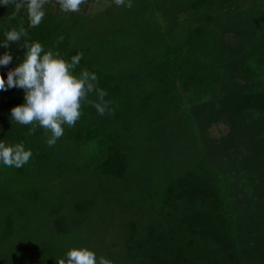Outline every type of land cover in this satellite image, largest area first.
<instances>
[{
	"label": "trees",
	"instance_id": "1",
	"mask_svg": "<svg viewBox=\"0 0 264 264\" xmlns=\"http://www.w3.org/2000/svg\"><path fill=\"white\" fill-rule=\"evenodd\" d=\"M97 1L108 5L88 17L48 0L36 27L0 4V41L26 29L0 47L13 55L5 81L39 41L83 53L75 73L95 72L108 102L100 115L89 93L50 147V132L10 119L24 90L0 91V140L33 153L0 166V264L82 247L98 264H264V0Z\"/></svg>",
	"mask_w": 264,
	"mask_h": 264
},
{
	"label": "clouds",
	"instance_id": "2",
	"mask_svg": "<svg viewBox=\"0 0 264 264\" xmlns=\"http://www.w3.org/2000/svg\"><path fill=\"white\" fill-rule=\"evenodd\" d=\"M8 0H0L6 5ZM48 0H15L16 10L26 7L31 27L38 26L45 16L44 5ZM88 0H57L62 11L77 12L82 4ZM117 4L132 6V0H116ZM5 41H0V47L8 49L11 42H18L26 35V29H11L5 34ZM26 51L22 61L0 75V91L11 88L24 90V102L11 109L10 119L22 125H32L29 134L42 127L51 135L47 139L48 146L55 145L64 133V125L75 126L81 116L82 101H86L88 94L95 92L103 103H94L100 115H104L107 103L104 97L107 92L98 87V76L95 72L82 69L77 75L76 67L83 58V53H77L70 60H65L59 52L51 49L45 51L39 41L25 43ZM13 63L10 51L0 55V67ZM33 153L26 149L23 143L6 144L0 140V166L22 168ZM66 257V258H65ZM57 264H98L96 253L82 248L70 249ZM100 264H111L106 258H101Z\"/></svg>",
	"mask_w": 264,
	"mask_h": 264
},
{
	"label": "rangeland",
	"instance_id": "3",
	"mask_svg": "<svg viewBox=\"0 0 264 264\" xmlns=\"http://www.w3.org/2000/svg\"><path fill=\"white\" fill-rule=\"evenodd\" d=\"M107 5L108 3L105 2L100 3L97 0H88L86 4H84L83 6L81 5L79 11L74 13L86 15L88 17L95 16L96 14L100 13V11H102ZM207 131L211 138L217 139L227 134L228 126L224 122H221L212 125L210 128L207 129Z\"/></svg>",
	"mask_w": 264,
	"mask_h": 264
}]
</instances>
